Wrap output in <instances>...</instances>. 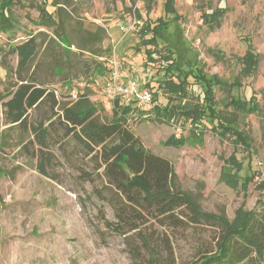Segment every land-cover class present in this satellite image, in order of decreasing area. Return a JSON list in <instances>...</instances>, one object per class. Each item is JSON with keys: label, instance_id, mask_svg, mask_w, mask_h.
<instances>
[{"label": "rangeland", "instance_id": "374dc122", "mask_svg": "<svg viewBox=\"0 0 264 264\" xmlns=\"http://www.w3.org/2000/svg\"><path fill=\"white\" fill-rule=\"evenodd\" d=\"M174 2L177 23L166 15L163 0H68L61 19L53 0H14L1 19L0 264H193L216 250L220 226L195 223L184 208L163 222L156 212L146 214L129 203L109 183L99 157L86 155L73 138L64 137L61 112L52 101L30 111L28 119L29 126L55 123L47 150L55 161L46 175L38 169L32 131L6 119L4 103L21 75L53 92L59 103L89 99L98 119L108 122L114 101L103 95L102 86L113 61L142 85L149 81L157 105L165 107L167 95L156 82L160 64H150L145 51L151 46L142 42L150 37L141 34L147 21L153 26L159 19L168 22L159 29L158 47H169L185 69L199 67L208 78L239 83L230 90L213 88L215 112L234 124L219 134L211 119L191 126L183 118L156 120L151 111L131 116L130 130L147 151L171 162L176 188L203 213L233 224L240 211L264 202V0ZM42 8L51 16L41 15ZM217 9L226 13L209 26L205 17ZM41 17L54 24H43ZM32 37L39 51L23 71L11 49ZM248 50L258 65L246 77L241 59ZM189 82V105L204 106L205 88L195 78ZM231 98L247 104L254 98L259 111L251 113V104L245 111L228 105ZM170 139L183 144L170 145ZM234 155L243 164L240 173L227 166ZM117 213L136 218V229L120 233Z\"/></svg>", "mask_w": 264, "mask_h": 264}, {"label": "trees", "instance_id": "16d2710c", "mask_svg": "<svg viewBox=\"0 0 264 264\" xmlns=\"http://www.w3.org/2000/svg\"><path fill=\"white\" fill-rule=\"evenodd\" d=\"M163 1L166 15L171 16L172 21L177 23L180 17L177 14L174 0ZM13 4L14 0H0V21ZM52 4L57 8V15L61 19L69 6L68 0H53ZM225 13L224 9H217L205 17V23L212 26L211 22L218 23ZM42 14L51 16L45 8L41 9ZM41 18L43 24L46 22L54 24L53 19L46 21L43 17ZM167 25L168 22L163 19H159L154 26L147 21L141 31L143 38L150 36L142 41L144 46H151L145 54L150 64H160L156 82L159 89L166 93L168 99L165 107H159L157 105L158 94L150 88L149 81L143 83V87L153 92L154 119L170 121L183 118L191 126H199L204 119H211L217 122L214 130L219 134L226 132L225 130L231 131L230 125L234 124L232 120L215 112L213 88L220 86L230 90L232 86H239V83L228 85L217 77L208 78L199 67L185 69L180 65L169 47H158L159 29ZM99 31L103 33L102 29ZM38 51L39 43L35 37L11 49L12 54L19 58V68L23 71L29 67ZM163 52H165L164 56ZM241 64L243 65L242 75L251 76L258 65V57L248 50L241 59ZM191 78H195L205 88L204 106L189 105L188 100L191 97L189 80ZM48 100L52 101L53 107H58L61 112L60 119L64 124L62 129L64 137L73 138L86 155L95 153L105 167L109 183L122 192L128 202L136 206L140 212L146 214L156 212L158 216L163 217V222H166L172 220L178 213L177 211L184 208L188 213L190 211L191 220L195 223L204 221L222 228L216 250L209 252L199 262L193 264H264V202H259L255 210L240 211L233 224H230L225 217L217 218L203 213L189 194L176 188V176L171 162L147 151L130 130L129 120L135 109L133 105L124 106L118 100L114 101L112 118L108 122H101L96 115L97 108L89 99L82 98L75 103H59L53 92L37 86L34 82L27 81L20 75L18 86L4 103L6 119L10 125L32 131L39 146L36 156L39 159L38 169L41 174L46 175V169L55 161L54 155L47 152L50 130L55 123H50L49 127H45L44 123L29 126L28 119L30 111ZM248 104H251V113L259 111L254 98H251ZM248 104L241 99L231 98L228 105L245 111ZM139 112L140 117H144L151 111ZM236 133L239 140L243 139L240 132ZM168 144L180 146L183 142L170 139ZM229 163L230 165L227 166L236 168L238 173L242 171L243 164L235 155L230 158ZM117 218L123 226L120 233L126 234L136 229V218L119 213H117ZM143 243L150 252L148 240L143 239Z\"/></svg>", "mask_w": 264, "mask_h": 264}, {"label": "built area", "instance_id": "2783aa9c", "mask_svg": "<svg viewBox=\"0 0 264 264\" xmlns=\"http://www.w3.org/2000/svg\"><path fill=\"white\" fill-rule=\"evenodd\" d=\"M122 31L124 27H121ZM124 65L119 62H111L109 73L102 86L104 96L113 101H119L121 105H133L135 108L131 116L141 112H150L155 106L153 92L143 87L136 78H131L124 73Z\"/></svg>", "mask_w": 264, "mask_h": 264}, {"label": "crops", "instance_id": "0c3cea01", "mask_svg": "<svg viewBox=\"0 0 264 264\" xmlns=\"http://www.w3.org/2000/svg\"><path fill=\"white\" fill-rule=\"evenodd\" d=\"M134 78V77H133Z\"/></svg>", "mask_w": 264, "mask_h": 264}]
</instances>
